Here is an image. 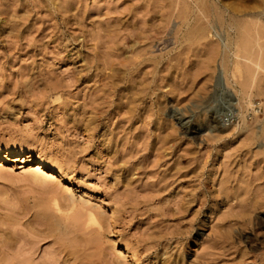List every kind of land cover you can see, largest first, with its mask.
<instances>
[{
	"label": "rangeland",
	"instance_id": "1",
	"mask_svg": "<svg viewBox=\"0 0 264 264\" xmlns=\"http://www.w3.org/2000/svg\"><path fill=\"white\" fill-rule=\"evenodd\" d=\"M2 1L0 264H264V0H206L188 42L178 0ZM232 39L257 55L244 122L212 79Z\"/></svg>",
	"mask_w": 264,
	"mask_h": 264
},
{
	"label": "bare ground",
	"instance_id": "2",
	"mask_svg": "<svg viewBox=\"0 0 264 264\" xmlns=\"http://www.w3.org/2000/svg\"><path fill=\"white\" fill-rule=\"evenodd\" d=\"M176 1V0H175ZM3 3V1L2 0H0V3ZM6 2V1H5ZM4 2V3H5ZM1 3V4H2ZM206 3H208L206 0H178V3L176 4L177 6L178 5H181L180 7L182 8L181 10H182V14H181V12L179 11L180 10V8L178 7H175V8H177V10H178V13H180V16H181V20H180V24H182L183 26H184V28L185 27H187L186 29H188L189 27H190V29H188L186 32H184L185 30H183V36H180V37H182V40L184 41L185 40V42L187 41H191V39L194 37V36H196L197 34H198V37H200V36H203L201 33H203L204 31H205V28L207 27L206 26V24H204L205 22H207L208 21V19H207V16L209 15V14H207V12H208V8H206L207 7V4ZM0 4V9H1V7H3V5H1ZM4 8V7H3ZM3 8H2V11H3ZM207 10V11H206ZM4 12V11H3ZM2 12V13H3ZM1 13V12H0ZM193 13H195V14H193ZM209 13V12H208ZM192 14H193V16H195V17H193L192 16ZM249 15H254L253 13H248ZM191 16H192V18H195V19H192L193 21H190V19H191ZM198 16V17H197ZM1 17V16H0ZM198 19H197V18ZM4 18H5V16H4ZM1 19H2V17H1ZM197 19V21H194V20H196ZM199 19H201L200 21H199ZM201 23L202 21V23L200 24L199 22ZM6 22V21H5ZM190 22L192 23V22H194V25H192L191 26V24H190ZM196 22H198L199 23V25H197L198 23H196ZM177 25V21L174 23V25ZM232 24V23H231ZM174 25H172V26H174ZM262 25H264V23L262 24ZM262 25H261V27H260V31L259 32H257L256 30V32H255V36L254 35H252L251 37H250V39H251V41L252 40H254V45H255V47H256V49L258 48V51H256L257 53H258V56L257 55H255L253 58H255L256 56H257V58L258 57H260V59H258V60H256L255 59V62L253 63V58L251 59V55H253V53L251 54L250 52H249V49L247 48L248 47V41H247V39H245L246 40V42H244L245 40H243V42L247 45V49L245 48V47H243L245 44H243V42H242V40L241 39H243V38H241L240 40H238V42L239 43H237V40L236 39H234V41H236V42H233V39H232V42H233V44H234V48H232L233 50L231 51V52H229L231 55V57H233L235 60L233 61V58H231V63H232V65H231V67H230V70H221V69H217L216 70V74L212 77V79H213V81H214V86L216 85V86H218V88H219V91H220V95H222L223 97V99H224V103L228 106V109H230V115L232 116H235V118L236 117H238L239 119H241L243 122H244V120H245V118L247 117V115H245V111H246V113H247V111H248V109H252V111L254 112V113H256L257 112V110H256V106H257V104H255V102H253V101H251V97L252 96H254L252 93V96L250 95V94H248V93H250V88L254 85V84H257L256 83V79H255V77L253 76V75H251V72L248 70H245L246 69V67L244 66V68L245 69H243V66L242 65H240V64H243L241 61L243 60V59H245V62H246V60H248L250 63L252 62L254 65H255V68H257V69H262L263 68V66L262 65H264V26L262 27ZM179 26V25H178ZM178 26H176V27H178ZM175 27V26H174ZM173 28V27H172ZM182 28V27H181ZM208 28V27H207ZM177 29H180V27L179 28H174L173 29V31L172 32H174L173 33V35L174 34H176L175 32L177 31ZM172 29H170V31H171ZM175 30V31H174ZM206 31H207V29H206ZM178 32V31H177ZM180 33H181V31H180ZM201 34V35H200ZM204 34V33H203ZM206 34V33H205ZM200 35V36H199ZM175 36H177V34L175 35ZM175 37H173V39H174ZM195 39H197V37H195ZM237 39H239V38H237ZM176 40V39H175ZM193 40V39H192ZM177 41V40H176ZM230 41V40H229ZM241 41V42H240ZM238 44H240V45H238ZM226 45H228V44H226ZM230 45V44H229ZM257 45V46H256ZM244 48V49H246V52H242L243 50H242V48ZM245 51V50H244ZM248 51V52H247ZM243 53V54H242ZM256 53V54H257ZM244 54H246L245 56H244ZM243 58V59H242ZM241 61H240V60ZM260 60V63L259 62H256V61H259ZM241 63H240V62ZM244 61V60H243ZM249 63V64H250ZM250 64V65H253V64ZM250 69V68H249ZM245 70V71H244ZM263 70H264V68H263ZM245 72H247V74H248V76H249V73L248 72H250V75L252 76V77H250L249 76V78L251 79V83L249 84V82H250V79L248 78V81H246L247 80V77L248 76H246V73L244 74ZM243 74H244V76H246V78H244L243 77ZM242 77L244 78V79H242ZM241 79V80H240ZM239 80H240V82H239ZM243 80H244V82H243ZM28 81V80H27ZM237 83V82H239L238 84H240V90L239 89H236L235 87H234V84L233 83ZM248 83V84H247ZM260 83V82H259ZM237 84V86H239ZM260 85H262V83H260ZM256 85H254V87H255ZM250 87V88H249ZM253 87V88H254ZM259 87H263V88H261V90L262 89H264V85H262V86H258V90L260 89ZM249 90V91H248ZM261 90H259V94H261L262 92V94H264V90L261 92ZM218 92V91H217ZM256 92H257V90H256ZM258 93V92H257ZM256 93V94H257ZM248 94V95H247ZM218 95V94H217ZM243 95H246V97H244ZM248 96V97H247ZM251 96V97H250ZM221 98V100H223ZM220 100V101H221ZM222 102V101H221ZM223 103V102H222ZM224 104V105H225ZM258 105H259V103H258ZM224 107V106H223ZM226 108V107H225ZM227 109V108H226ZM250 111V110H249ZM228 112H229V110H228ZM252 112V113H253ZM222 114H224V115H226L225 113H222ZM249 115V114H248ZM222 116V115H221ZM230 116V117H231ZM226 117H227V115H226ZM229 117V116H228ZM227 117V118H228ZM226 118V119H227ZM219 119V118H218ZM240 120V121H241ZM223 121V120H222ZM214 124V123H213ZM234 124V123H233ZM236 124V123H235ZM232 125V124H231ZM215 126L217 127L218 126V128H219V126L221 127H223V124L221 123V121L219 120L218 121V123H216V124H214V127L213 128H215ZM224 127H225V125H224ZM253 127V124H251V125H246V124H244V129H251ZM231 128V130L233 129V130H237L238 128L236 127V126H233L232 125V127H230ZM225 129H227V127H225ZM229 129V128H228ZM221 130H223L222 128H221ZM230 130V131H231ZM239 130V129H238ZM22 148H17L16 149V152L17 153H21L22 152ZM9 151V150H8ZM11 151V150H10ZM17 157V155H15L14 157H9V155L8 154H4V153H0V159L1 160H4V161H7V160H11V158H16ZM35 170L36 171H41V172H43L45 169H48L49 170V172H58V173H63L62 171H61V169L57 166V165H54V164H50L48 161H46V160H44L43 158L41 159H39L36 163H35ZM48 172V173H49ZM70 204H69V206L67 205V207H65L67 210H65L64 208H61L60 206H58L57 205V201H56V199H54V201H53V204H54V210H53V214H54V212H56L55 214H56V216L58 215L61 219H68V216H69V214H67L68 212H70V210H72L73 208L75 209V205H74V201H73V199L69 202ZM73 209V210H74ZM66 211H68V212H66ZM89 214H87V217H86V219H85V221H86V226L87 227H90V226H93V227H96V230H99V229H101L102 227L100 226V224H99V222L97 221V218L94 216V214L93 213H90V212H88ZM54 214V215H55ZM53 215V216H54ZM56 218V217H55ZM69 218H70V216H69ZM56 220H58L59 221V219H55V221ZM54 221V223L56 224V222ZM63 221H65V220H63ZM263 222H264V219H263ZM57 224L59 225L60 223L59 222H57ZM57 226V225H56ZM85 226V227H86ZM98 232V231H97ZM127 249H128V247H127ZM126 249V250H127ZM127 251H129V250H127Z\"/></svg>",
	"mask_w": 264,
	"mask_h": 264
}]
</instances>
